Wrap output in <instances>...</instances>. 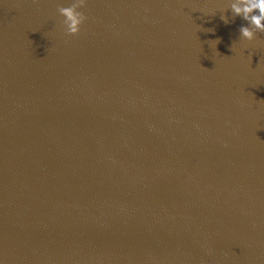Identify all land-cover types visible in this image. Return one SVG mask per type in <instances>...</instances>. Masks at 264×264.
Listing matches in <instances>:
<instances>
[{
  "label": "water",
  "instance_id": "water-1",
  "mask_svg": "<svg viewBox=\"0 0 264 264\" xmlns=\"http://www.w3.org/2000/svg\"><path fill=\"white\" fill-rule=\"evenodd\" d=\"M70 2L0 0L2 264H264V33L87 0L69 35Z\"/></svg>",
  "mask_w": 264,
  "mask_h": 264
},
{
  "label": "clouds",
  "instance_id": "clouds-1",
  "mask_svg": "<svg viewBox=\"0 0 264 264\" xmlns=\"http://www.w3.org/2000/svg\"><path fill=\"white\" fill-rule=\"evenodd\" d=\"M87 3V0H71L68 6H59L58 13L64 19V29L69 35H78L81 25L88 19L84 12L80 11ZM231 18L241 17L247 22L239 27V37L246 41L256 39L257 33H264V0H226V7L220 11V19L225 23ZM216 44L219 38L212 40ZM233 51V44L231 46ZM2 264V261H0Z\"/></svg>",
  "mask_w": 264,
  "mask_h": 264
}]
</instances>
